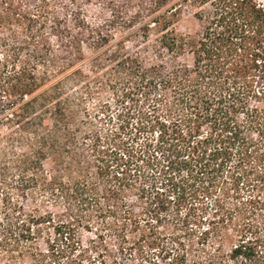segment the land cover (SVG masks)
Masks as SVG:
<instances>
[{"label":"trees","instance_id":"16d2710c","mask_svg":"<svg viewBox=\"0 0 264 264\" xmlns=\"http://www.w3.org/2000/svg\"><path fill=\"white\" fill-rule=\"evenodd\" d=\"M107 8L105 24L84 19L80 11L74 26L55 20L60 45L65 32L78 28L67 40L71 58L58 57L50 40L33 37L26 60L0 63V94L11 107L4 123L8 133L0 128V176L8 169L12 190L24 195L90 206L100 190L88 165L95 156L100 164L95 173L108 176L114 197L134 191L144 204L142 217L130 206L124 224L114 229L122 251L145 250L148 241L171 264H186L195 253L210 263L225 256L232 264L257 258L256 238L243 231L234 237L230 229L235 231L239 215H251L246 225L255 228L264 212V4L110 0ZM187 9L199 22L196 32L179 27ZM126 31L127 40L116 38ZM84 43L95 54L88 70L73 67L72 59H86ZM92 74L110 75L107 98L87 84ZM69 80L81 85L82 94L96 92L103 129L81 128ZM110 139L117 142L111 152L105 146ZM169 215L191 227L185 231L191 236L197 232L193 226L209 220V227L189 244L176 234L166 241L156 224ZM43 218L38 223L50 221ZM12 221L11 214L0 213V258L26 253ZM127 225L144 233L132 238ZM56 232L68 246L78 243L63 225ZM223 243L231 244L230 252H223ZM44 255L33 251L36 261Z\"/></svg>","mask_w":264,"mask_h":264},{"label":"rangeland","instance_id":"374dc122","mask_svg":"<svg viewBox=\"0 0 264 264\" xmlns=\"http://www.w3.org/2000/svg\"><path fill=\"white\" fill-rule=\"evenodd\" d=\"M107 1L110 0H0V63L4 67L7 64L11 65L14 59L18 62L26 60L29 52L34 50L33 37L37 41L50 40L54 45L52 50L58 57L71 58L74 54L69 53L72 49L70 47L68 49L67 45H70L67 40L77 34L78 28L74 27L72 33L68 35L65 32V42L60 45L57 37L53 34L55 20L59 18L62 24L67 23L70 26H74L75 13L80 11V16L84 19L88 18V20L96 24H105V19L110 17ZM259 1L264 4V0ZM105 8L109 11H106ZM185 14L179 26L181 31L196 32L200 28L199 22L189 15L188 9ZM128 32L130 31L117 32L115 33L116 38H125L127 40L128 34H130ZM84 35L88 36V34ZM83 45V53L86 59H72L73 64H76L73 67L81 66L84 70H88L90 60L95 54L88 49L86 43ZM43 48L45 51L50 50L47 47ZM93 75L90 83L88 82L87 84H91L93 90L96 92L100 91V96L105 97L108 90L106 89V84L109 83L110 75L105 74V76L96 77ZM76 83L69 80L67 88L72 94L71 100L76 109L77 122L81 124V128L84 131H87L88 128L90 130L103 129V121L96 117L98 115L97 104L99 103V97L95 94L96 92L82 94V91L85 90ZM10 110L9 99L2 97L0 94V128L3 135H6L9 130L4 123L10 114ZM105 144L106 149L111 152L113 145L117 144V142L110 139ZM1 150L0 147V164L4 160ZM81 152L83 159L88 160V158L84 157L87 154L83 155V150ZM104 153L107 154L108 159H112L109 152L105 150ZM94 157L91 156L89 158L90 163L88 165H91L90 170L97 177L94 180L97 181L100 190H98L97 197L90 206L73 201L74 199L72 198L59 199L53 196L33 194L29 191H26L24 195L22 192L14 191L12 190L10 171L8 169L2 170L4 174L0 176V213L2 215L11 214L14 227L17 232L22 234L19 248L26 253L21 255L17 252L15 257H1L0 264H171L169 258H163L159 256L156 250L149 248L147 246L150 244L148 241L145 248L146 251L136 248L127 254L126 251L121 250V245L115 237L114 229L124 224L125 218H127L124 215V211L130 206L133 207V215H136L137 218L142 217L144 204L140 198H136L134 191L126 192L120 200L118 197H114L110 191L111 181H108L110 180L108 176L103 178L98 173H95L98 168L96 164L99 163ZM45 165L48 169H51L53 163L48 159L45 161ZM116 203H118L117 206L115 205ZM39 217H44L46 220L50 219V221L38 223ZM251 218V215H239L235 224H232V228L235 231L230 229V232L233 233L234 237L237 233L243 231V234L256 238L258 256L252 260L240 259L238 263L234 264H264V212L258 216V226L249 229L246 223ZM208 222L209 220L204 221L200 227L191 224L190 226L197 229V234L195 233L192 236L185 233V231L190 232L191 227L186 229L181 221L172 215H169L168 219L163 220V222L155 224L166 241L174 238V234H176L180 236V242L189 244L192 240H198L200 232L205 231L209 227ZM61 225L69 230L71 235L75 236L78 241L77 244H70L69 246L66 244L60 235L61 232H56ZM126 227L127 231H130L132 238H139L144 233L141 229L138 232L133 231L134 225H127ZM213 240L214 233L212 232L209 242L206 243L210 246V244H213L211 243ZM219 240L217 238L216 242L220 243L221 241ZM223 244V252H230L231 244ZM34 250H41L45 255L41 256L39 261H36L33 256ZM214 252V255H218V250ZM219 255L222 256V253ZM189 256L186 264H232L225 255L222 261H211L212 263L206 260L208 259L206 256L202 257L199 253H195V256L194 254Z\"/></svg>","mask_w":264,"mask_h":264}]
</instances>
